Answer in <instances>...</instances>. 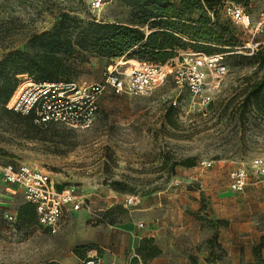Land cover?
<instances>
[{
  "label": "rangeland",
  "instance_id": "obj_1",
  "mask_svg": "<svg viewBox=\"0 0 264 264\" xmlns=\"http://www.w3.org/2000/svg\"><path fill=\"white\" fill-rule=\"evenodd\" d=\"M91 1L0 0V57L13 49L32 51L39 35L64 20L71 28L93 21L128 25L138 21L125 0H103L100 11L91 8ZM167 1L176 6L181 2ZM245 9L256 21L264 0H249ZM200 15L195 12L190 19L198 20ZM220 17L230 22L223 13ZM139 28L147 34L156 30ZM76 34L77 30L74 38ZM182 39L185 48L180 52L203 53L194 48L198 41ZM252 40L264 45V35L252 38L245 26L233 24V39L227 43L234 46L209 44L216 51L203 54L223 55L228 72L211 85L212 100L205 106L168 78L147 96L106 90L86 129L31 124L0 111V163L42 171L57 188L75 187L85 201L80 211L66 213L59 233L52 235L37 221L19 220L25 205L22 190L0 182V264H81L94 254L112 264H148L154 257L166 260L171 250L165 243L179 236H173L176 226L171 229L170 217L181 209L192 218L193 233L223 226L208 219L217 202L227 214L252 211L264 235V184L251 180L241 193L228 187L234 168L264 157V111L257 110L255 99L245 103L252 83L263 75L245 55ZM73 57L82 62L73 79L89 84L101 82L110 65L123 70L139 62L109 59L82 48ZM205 161H213V168L202 169ZM114 182L122 183L126 192L114 191ZM128 196L137 197L135 206L125 205ZM9 215L16 220L9 221ZM162 222L167 223V230H161L163 249L154 244L143 248L140 238ZM132 251L141 259L136 255L135 262L131 260Z\"/></svg>",
  "mask_w": 264,
  "mask_h": 264
},
{
  "label": "built area",
  "instance_id": "obj_2",
  "mask_svg": "<svg viewBox=\"0 0 264 264\" xmlns=\"http://www.w3.org/2000/svg\"><path fill=\"white\" fill-rule=\"evenodd\" d=\"M104 4L103 0L90 2L94 11L103 9ZM222 12L234 25L245 26L252 38L264 35V9L256 21L250 19L245 7L234 2L226 1ZM261 44L252 40L246 45L245 55L252 56ZM223 61V55L180 52L164 64L136 62L123 70L117 65H110L103 71L101 82L90 84L76 80L37 81L23 75L6 108L23 116H34L35 123L39 125L56 123L72 129H86L95 119L99 99L106 90L131 96H147L168 78H172L179 89H185L193 100L205 106L212 100L211 85L224 78L228 72ZM213 166V161L200 164L202 169L207 170ZM251 180L264 184V157H256L249 166L242 164L234 168L229 173V190L241 193ZM0 182L22 190L25 203L36 208L38 223L52 235L59 233L66 213L80 211L85 202L75 187L59 190L42 171L27 165L0 163ZM136 204L137 197L126 198L127 207ZM6 217L9 221L16 220L12 215ZM81 264L104 262L95 255L87 257Z\"/></svg>",
  "mask_w": 264,
  "mask_h": 264
},
{
  "label": "trees",
  "instance_id": "obj_3",
  "mask_svg": "<svg viewBox=\"0 0 264 264\" xmlns=\"http://www.w3.org/2000/svg\"><path fill=\"white\" fill-rule=\"evenodd\" d=\"M135 10L138 21L135 24L101 23L93 21L82 23L71 28L67 21L51 31L38 36V45L29 49H13L0 57V111L14 113L17 116L37 124L34 116H23L6 108L19 84V77L28 75L37 81L72 82L79 62L73 57L77 48L98 52L109 59L127 57L139 62L164 64L175 58L179 50L185 48L183 37L191 38L199 43L194 48L210 54L216 51L209 44L234 46L227 43L233 39V23L222 21L220 14L226 1L247 7L249 0H181L176 6L167 0H125ZM195 12L200 13L198 20L190 19ZM213 15V18L211 17ZM148 26L155 31L147 34L141 28ZM77 30L76 37L73 33ZM251 63L257 65L263 75L252 83L245 103L255 99L258 111H264V45L251 56ZM39 125V124H37ZM186 166L187 163H186ZM62 190V187H58ZM112 189L118 193L126 192L120 182L112 183ZM19 220L37 221L34 205L25 203L20 209ZM208 246H215V238ZM220 250V248H219ZM264 235L254 248L258 264H264ZM221 251V250H220ZM157 253L149 254L152 258ZM213 260H216V257ZM54 264V263H51Z\"/></svg>",
  "mask_w": 264,
  "mask_h": 264
},
{
  "label": "crops",
  "instance_id": "obj_4",
  "mask_svg": "<svg viewBox=\"0 0 264 264\" xmlns=\"http://www.w3.org/2000/svg\"><path fill=\"white\" fill-rule=\"evenodd\" d=\"M227 199L224 198L223 200L226 201ZM184 202L187 204L188 199H185ZM220 203L217 202L214 205L215 212L209 211L208 219L221 221L223 226L217 225V227L209 229L199 228L197 236V233H193L192 218L178 209V212L173 217L171 216L167 222L171 225V229L176 226V232L173 233V236L179 235L176 238L170 237V242L165 243L167 247L169 245L171 255L166 260L154 257L148 264H258V258L254 255V248L259 244L263 233L257 227L256 214L251 211L247 215L241 209L227 214ZM167 223L162 222L160 228L150 230L147 235L140 238L143 240V248H150L154 244L163 249L164 236L161 230H167V226H165ZM209 224L215 225L212 222ZM204 230L205 232H202ZM214 238L215 246H208L207 243ZM136 255H138L136 252L130 253V258L134 262L135 259L133 258ZM212 255L216 257V260H213ZM262 256L264 257V250ZM136 257L141 259L139 255ZM104 264L112 263L104 262ZM116 264H124V262Z\"/></svg>",
  "mask_w": 264,
  "mask_h": 264
}]
</instances>
